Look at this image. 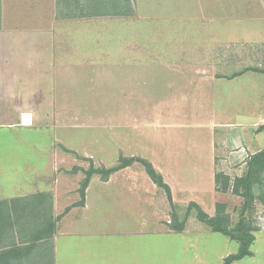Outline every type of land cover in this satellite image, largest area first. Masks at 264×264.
<instances>
[{"label":"rangeland","instance_id":"obj_1","mask_svg":"<svg viewBox=\"0 0 264 264\" xmlns=\"http://www.w3.org/2000/svg\"><path fill=\"white\" fill-rule=\"evenodd\" d=\"M61 1L65 4L57 7L19 2L3 6L9 17L5 27L14 30L12 36L20 37V31L24 30L28 36L32 35L30 39H36V31L49 30L50 21L45 20L53 18V24L58 25L52 29L58 33L60 46L69 43V32L78 30L81 36L75 40L76 47L85 45L91 49L75 51L73 61L71 52L59 53V59L55 57L52 64L48 32L42 40L43 66L34 67V52L28 49L26 67L11 69L16 79L27 85V91L37 86L34 93L42 91V95L37 98L29 95L24 101L16 99L11 102L12 111L0 115V201L50 191L59 182L65 185L64 193L72 195L79 192L90 167H115L123 155L152 162L174 188L179 190L181 184V190H176L179 202L197 199L210 211L214 191L212 166L207 164L210 143L213 136L218 142L225 133L219 125L213 130L212 123L216 121L213 114L253 120L246 113L252 112L254 116L264 111V76H249L232 84L202 82L198 76L191 77L187 70V75L179 74L177 69L169 70L165 61L187 59L188 54L197 56L189 53L196 45L210 50V45L216 44L209 33L219 31L220 35L214 37L220 44L231 39L233 32L227 34L225 29L217 30L214 25L205 27L210 8L200 0H137L140 14L133 23L127 18L132 7L130 0H118L115 13L110 15H102L101 10L103 6L108 8L111 0H91L90 4L102 2V8L94 9L85 23L77 18L70 22V18L80 16L79 8L66 0H59V4ZM85 8L91 12L87 4ZM223 9L221 6L220 10ZM187 14L197 18L204 15L206 18L200 23L205 25L180 18ZM131 24H136L133 34L129 31ZM17 55L12 51L16 67L20 62ZM202 56L205 59L208 54L202 52ZM255 56L252 55V61ZM130 59L135 66L129 67ZM38 82L41 87L36 85ZM24 106L30 114L22 117L13 114L15 108ZM240 130L244 135L241 127ZM69 199L72 201L74 197ZM202 226L197 231L190 227L185 237L165 235L170 238L167 246L172 264L219 263L227 238ZM3 244H10V240ZM228 245L227 249L235 252L237 244ZM253 249L264 251V240H258ZM194 255L201 260H194Z\"/></svg>","mask_w":264,"mask_h":264},{"label":"crops","instance_id":"obj_2","mask_svg":"<svg viewBox=\"0 0 264 264\" xmlns=\"http://www.w3.org/2000/svg\"><path fill=\"white\" fill-rule=\"evenodd\" d=\"M200 1L210 8L209 23L205 27L214 25V28L217 30L225 29L227 34L233 32V36L231 39L221 41V43L218 44L219 40L214 37V34L220 35V32L212 31L213 33H211V35L209 33L208 36H210V39L213 40L216 46L210 45V50H207L208 48L205 50L200 48L199 45H196L194 50L192 47L190 48L189 53L193 52L197 54V56L195 55L192 57L188 54L187 59L183 58V60L180 61H165V66L167 65L169 70L177 69V72L182 75H187V71H189V75L192 74L191 77L198 76L202 82L217 83L222 81L232 84L249 76H253V78H261L264 76V74L260 72V70H264V0ZM16 2L28 6L34 4L37 6L38 4H45L46 6L55 4L57 7L65 4L64 1H61L59 4V0H0V11L1 6L16 4ZM66 2L79 8L78 13L80 16L70 18L72 20L70 22H73L76 18L80 23H85L90 20L91 12L84 9H86V4L90 6L91 0H66ZM130 3L132 7L130 12H128L129 16L127 18L130 17L129 19L131 23H133L135 17L136 19L139 18L140 12L138 10L137 0H130ZM225 5L227 7L226 10H224ZM221 6L224 7L223 10H220ZM80 7L82 8V12L80 11ZM6 12L3 7V12L0 14L1 116L8 115L7 111H12V101L16 99L22 101L27 100L29 95H35V98L42 95V91L38 92V94L34 93V91L37 90V86L33 89L30 87L31 89L27 91V85H23L22 82L17 80L16 74L11 73V69H18L20 67L22 69L26 67V52H28V49L34 52V65H36L34 67L43 66L42 40L45 39V34L49 32L47 35L51 40L52 64L56 61L55 57L59 59V53L71 52V59L73 61L75 58L73 56L75 51L81 50L83 52H90L89 49H91L85 45L79 46V49L76 47L75 40L81 36L78 30L75 31L76 33L69 32V43L66 42V46H60L58 44V37H56L58 33L52 29L57 24V22L53 24V18L45 20L50 21L49 30L46 29L45 31L41 28L36 31L34 34L36 39H30L32 35L29 34L28 36V33L24 30L20 31V37L12 36L14 35L12 34L14 30L5 27L6 23L9 21ZM85 12H88L89 15L85 16ZM200 16V18H197L192 14H187L180 18H190V20L183 19L185 21L198 20V24L205 25L201 24L200 22L204 21L200 20L206 17H204V15ZM120 18L126 17L121 16ZM125 20L127 21V19ZM43 21L44 19H42V22ZM121 21L123 22V20ZM122 22L120 23L121 25L127 24L126 22ZM255 24H257V26ZM75 25H73L72 28H74ZM133 25L136 24H131L130 27L128 26L131 34H133ZM257 27L259 30H255ZM252 30L253 32L251 34ZM12 51H14L15 55L19 53V55H17V61H20L17 65L18 67L13 65L15 62L11 59ZM202 52H206L208 57L203 59L204 56H202ZM253 54L256 55V58L252 61ZM14 60L16 61V56ZM128 62L131 63L129 67H132V65L135 66V61H133V59H130ZM122 69L125 68L122 66ZM252 80L253 83H255L254 79ZM37 84L41 87L40 82L36 83V85ZM243 84L244 82L240 85ZM241 90H243V88H241L240 91ZM14 110L16 112H14ZM14 110L13 114L16 116L22 117L23 114H30L25 106L20 109L15 108ZM246 114L251 115L253 120H246V117L234 119L231 114H229L228 117H223L222 115L218 117L217 114H213L216 118V121L212 123L213 130L216 125H219L225 130V133L224 136L218 138L219 144L216 142L214 136L210 143V156L207 164L212 166L213 189L215 191H213V197L211 199L213 208L210 211H206L197 199L179 202L176 198V194L178 195L176 190L178 189L173 187L171 181L164 175L161 169L149 161L148 162L151 163L152 166L154 165V169L162 176L164 183L169 186L171 202L168 200L165 191L158 188L152 182L145 171H142L144 169H142L138 163H134L129 167L111 174L107 180H103L99 175H93L85 189L83 206L80 205V193L75 192L72 195L65 194V189H63L65 185L59 182L57 188L50 191H40L30 196H21V198L10 201L4 200V202L9 203L13 201L15 209L18 207L20 208V203L26 205L33 203L38 208V211L45 215V217L47 216L48 219H56L63 214L61 218L55 222V230L51 239H43L30 244L27 242V239L17 236L15 237V246L11 247L7 244L6 247H3L2 250L4 251L2 252L7 254V256L3 258L5 263L172 264L171 251L169 250V246H167L170 243V238H165V235L175 234L185 237V235L189 233L190 227H193L195 231L200 228L203 229L204 227L202 226L204 223L197 220L196 211L192 208L185 221L184 229L180 232L172 230L173 212L179 223H181L190 203L198 205L210 217L215 216L216 204H224L226 206V213L230 216V227L233 228L238 222V215L243 204V199L233 195L230 191L226 193L218 192L216 190L215 174L223 173L230 176L232 179L242 176L246 171V163L250 157L264 149V128H260L264 126V111L254 116L252 112H247ZM258 121L262 122L257 124ZM240 127L244 131V135ZM263 184L259 186L256 185L257 188L261 187V189L258 188L259 190L254 186L253 191L256 199L253 208L249 213L245 214V216L247 215L250 225L255 229L253 233L255 240L251 246L253 255L232 264H244L245 261L262 264L264 260V251L257 252L256 249H253L258 240H264ZM179 187L178 191L181 190V184ZM39 194H42V196H36ZM72 196L74 200L70 201L69 198ZM19 199L23 201L14 203L15 200ZM67 199H69L70 202L67 201ZM10 205L12 204H9V206ZM140 212L142 213L141 215ZM45 217H43V220ZM31 220L27 219L25 223L27 225L32 223L30 225L32 229L35 223L41 224L43 221L42 218L39 217ZM41 225H43V223ZM205 227H207V230L209 229L208 226L205 225ZM3 237L6 241L5 234ZM229 242L233 243L234 241L227 238L225 252H222L220 257H218V264H221L223 259L228 255L235 254L238 251V244L236 242H234L237 244L234 246L235 252L229 251L227 249V247H230V245H228ZM26 251H28V254H15ZM193 258L196 261L201 260L195 255Z\"/></svg>","mask_w":264,"mask_h":264},{"label":"trees","instance_id":"obj_3","mask_svg":"<svg viewBox=\"0 0 264 264\" xmlns=\"http://www.w3.org/2000/svg\"><path fill=\"white\" fill-rule=\"evenodd\" d=\"M112 1V2H111ZM108 4L111 5L107 8L103 6V10H101L102 15L115 13V9L118 7L116 2L118 0H111ZM102 2L90 4L91 14H94V9H99L102 6ZM102 8V7H101ZM261 73L264 74V70H260ZM260 128H264L261 126ZM64 150H66L64 148ZM68 151V150H66ZM134 163H138L142 165L145 173L149 176L152 182L158 187L165 191L168 200L171 202L170 188L164 183L162 176L154 169L151 163L147 160L140 157H124L123 155L118 159V165L112 168H100L95 169L90 167V170L85 172V178L81 184V188L79 190L81 196L80 205L83 206L84 198H85V189L89 183L90 178L93 175H99L103 180H107L108 177L126 167L131 166ZM264 179V149L259 153L250 157L248 162L246 163V171L240 177H234L233 179L225 175L223 173L215 174V184L216 190L218 192L226 193L230 191L233 195L239 196L243 199V204L240 209L238 215V222L236 225L231 228L230 227V216L226 213V206L224 204H216V213L215 216L210 217L207 215L198 205L195 203H190L188 206V210L186 215L181 223H179L175 213L172 214L173 225L172 230L180 232L184 229V224L189 215V212L192 208L196 211V218L201 223H204L208 228L215 233H220L227 237L229 240L234 241L238 244V251L235 254H230L225 257L221 264H232L236 261H240L245 258L251 257L252 251L251 246L255 240L254 231L255 229L250 225L249 220L247 219L246 213H249L253 208L254 201L256 199L254 194V186L262 185ZM42 196V194L36 195ZM23 200H15L16 202H21ZM9 202H0V264H7L4 261V257L7 256L6 253L2 252L4 250L3 247H6L7 244L3 245V243L10 240L9 246H15V237L25 238L30 244L36 243L37 241H41L43 239H51L54 230H55V222L59 220L63 214L59 217L48 219L47 216L41 214L38 211V208L32 203L26 205L24 203H20V208L15 209V204L13 201L9 204ZM42 218L43 225L33 222V229L30 228V224L27 225L25 221L31 219ZM24 220V221H23ZM32 221V220H31ZM30 222V221H29ZM4 234L5 239L4 240ZM22 236V237H21ZM3 237V239H2ZM3 245V246H2ZM16 249V248H15ZM18 254H28V251L23 253H15Z\"/></svg>","mask_w":264,"mask_h":264}]
</instances>
